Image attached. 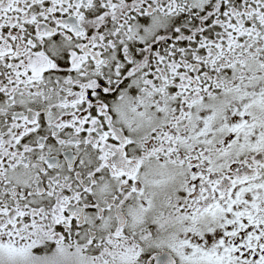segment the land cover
<instances>
[{"label":"snow or ice","instance_id":"obj_1","mask_svg":"<svg viewBox=\"0 0 264 264\" xmlns=\"http://www.w3.org/2000/svg\"><path fill=\"white\" fill-rule=\"evenodd\" d=\"M0 264H264V0H0Z\"/></svg>","mask_w":264,"mask_h":264}]
</instances>
